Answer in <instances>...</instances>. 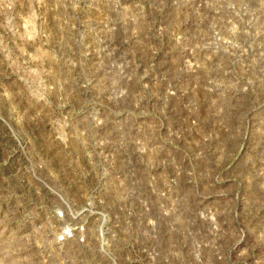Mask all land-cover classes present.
<instances>
[{"label":"rangeland","instance_id":"rangeland-1","mask_svg":"<svg viewBox=\"0 0 264 264\" xmlns=\"http://www.w3.org/2000/svg\"><path fill=\"white\" fill-rule=\"evenodd\" d=\"M0 264H264V0H0Z\"/></svg>","mask_w":264,"mask_h":264}]
</instances>
